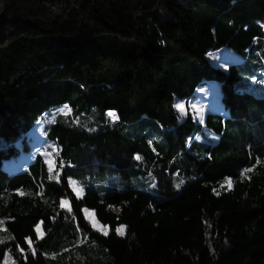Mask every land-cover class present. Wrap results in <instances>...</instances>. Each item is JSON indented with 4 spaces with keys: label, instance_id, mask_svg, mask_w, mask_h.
Returning a JSON list of instances; mask_svg holds the SVG:
<instances>
[{
    "label": "trees",
    "instance_id": "16d2710c",
    "mask_svg": "<svg viewBox=\"0 0 264 264\" xmlns=\"http://www.w3.org/2000/svg\"><path fill=\"white\" fill-rule=\"evenodd\" d=\"M5 3L0 264H264V0ZM225 47L243 57L227 70L207 58ZM210 81L227 116L181 119L176 99ZM65 105L45 127L56 171L20 161Z\"/></svg>",
    "mask_w": 264,
    "mask_h": 264
},
{
    "label": "rangeland",
    "instance_id": "374dc122",
    "mask_svg": "<svg viewBox=\"0 0 264 264\" xmlns=\"http://www.w3.org/2000/svg\"><path fill=\"white\" fill-rule=\"evenodd\" d=\"M1 9V8H0ZM207 58L209 59L210 63L214 65L215 67H219L223 70H227L229 65L231 63H237L242 62L243 57L231 49L225 47L215 52H210L209 56L207 55ZM221 91L219 83L210 81L206 85H204V88L200 90L196 96L188 102V104L185 103V101L177 100L175 101V107L178 110L181 119L186 118L187 116V108L191 109V111L194 114L195 119L200 122L203 126L205 125V119L206 116L209 113H217L221 114L224 117L227 116V111L224 109L222 99H221ZM183 104L184 109L181 111L177 105ZM63 109V111H62ZM69 109L65 107H59L57 110L53 111L51 114H47L46 118L38 124V126L34 129L32 132V150L29 154L22 153L20 157V161H29L34 159L36 155H41L43 157V160L46 162L49 170L51 172L56 171V157L58 155V149L57 145L51 141L47 135H46V124L51 121L55 115L59 112H68ZM112 118V117H111ZM113 119V118H112ZM205 134L202 136L200 134L196 135V138L204 141V142H210L215 143L219 140V137L214 134L212 131L205 129ZM16 162H12V165L10 168H14ZM70 186L74 193L78 197H82L84 195V189L80 187L75 180L69 181ZM67 200H62V202ZM61 202V203H62ZM64 208L69 209L70 204L67 201L66 204L63 206ZM85 216L87 220L94 226L96 230H99L100 232L108 233L109 229L107 226L102 225L95 213L92 210H89L87 208L84 209ZM39 225V233L38 236L41 237L43 235V231L41 229V223ZM120 228V227H119ZM37 230V227H36ZM125 231V227H124ZM42 234V235H41ZM6 264H8V261H6Z\"/></svg>",
    "mask_w": 264,
    "mask_h": 264
},
{
    "label": "snow or ice",
    "instance_id": "6c2138e0",
    "mask_svg": "<svg viewBox=\"0 0 264 264\" xmlns=\"http://www.w3.org/2000/svg\"><path fill=\"white\" fill-rule=\"evenodd\" d=\"M65 107V109L68 107L67 105H65L64 106ZM177 107L181 110V111H183V109H184V105L183 104H180V105H177ZM62 111H63V109H62ZM108 116H110V117H112L113 119H116L117 117H116V114L114 113V112H108ZM136 159L137 160H139V159H141V157H139V156H137L136 157ZM252 171V169L251 168H248V169H244L242 172H241V177L242 178H244V177H247V174L249 173V172H251ZM51 179H57V177H55V176H53V177H51ZM181 183H183V181H181ZM225 183L228 185V187L230 188L231 187V184H232V181H231V179H227L226 181H225ZM180 185L178 184L177 185V187H179ZM224 185H222V187H223ZM67 203V201H64V202H62V204H61V207H63L64 206V204H66ZM2 230H4L3 229V221H0V231H2ZM37 231H38V233H39V225L37 226ZM117 233L119 234V235H121V236H123L124 234H125V231H124V226H121L120 228H118L117 230ZM107 233L105 232V235H106ZM42 235V234H41ZM11 239H13V237H11L10 235L9 236H0V243H4L6 240H11ZM29 243V248H31V241H29L28 242ZM21 251H23L22 249H21ZM33 254H35V250L33 249ZM6 260L7 261H10L11 260V257H6Z\"/></svg>",
    "mask_w": 264,
    "mask_h": 264
},
{
    "label": "water",
    "instance_id": "95a60500",
    "mask_svg": "<svg viewBox=\"0 0 264 264\" xmlns=\"http://www.w3.org/2000/svg\"><path fill=\"white\" fill-rule=\"evenodd\" d=\"M0 7H1V9H0V16H1V14L5 11V9H6V3H5V0H0ZM115 114H116V112H114ZM117 117V116H116Z\"/></svg>",
    "mask_w": 264,
    "mask_h": 264
},
{
    "label": "bare ground",
    "instance_id": "6f19581e",
    "mask_svg": "<svg viewBox=\"0 0 264 264\" xmlns=\"http://www.w3.org/2000/svg\"><path fill=\"white\" fill-rule=\"evenodd\" d=\"M1 6V5H0ZM1 8V7H0Z\"/></svg>",
    "mask_w": 264,
    "mask_h": 264
}]
</instances>
